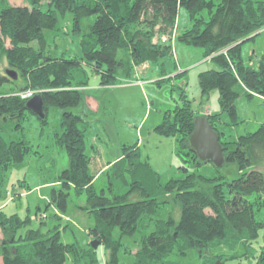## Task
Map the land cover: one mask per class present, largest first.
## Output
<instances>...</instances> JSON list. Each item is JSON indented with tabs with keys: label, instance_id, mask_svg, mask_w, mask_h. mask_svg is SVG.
Wrapping results in <instances>:
<instances>
[{
	"label": "trees",
	"instance_id": "obj_1",
	"mask_svg": "<svg viewBox=\"0 0 264 264\" xmlns=\"http://www.w3.org/2000/svg\"><path fill=\"white\" fill-rule=\"evenodd\" d=\"M21 1L24 6L0 0V190L3 174L10 166H20L29 151L26 141L7 142L2 135L4 123L20 129L25 113H33L25 106L27 100L12 93L34 90L43 102L44 118L33 113L41 124L45 123L47 107L64 109L62 132L55 142L63 149L67 165L55 181L58 188L53 186L46 197H41L45 208L53 207L61 217L53 214L51 218L63 220L70 192L84 196V205L78 208L93 215L90 235L99 244L96 249L64 244L57 226L46 232L37 228L17 234L29 219L0 213V228L12 235L7 243H0V264H64L68 254L74 264H83L82 258L86 264H98L99 246L105 251V264H118L121 238L133 237L152 221L154 230L140 237L133 264H174L169 260L172 255L194 252L202 258L220 248L243 252L228 258L213 255L212 263L252 257L255 264H264V245H253L259 230L264 229V123L235 140H222L224 134L217 128L220 118L210 113L205 117L219 135L225 155L222 167L230 163L231 170L212 178L192 172L161 184L159 174L141 159L137 144L123 146L119 158L106 165L96 148L86 150L88 118L81 106L87 84L70 81L74 69L89 65L97 73L101 88L113 87L132 76L135 84L142 86L133 70L173 55L172 36L183 8L190 27L175 34L174 39L203 50L205 61L213 66L198 75L201 96L208 99L216 91L221 113L235 118L234 102L239 97L258 96L264 103V53L255 63L254 51L248 54L249 62L242 54V46L264 30V0ZM45 1L47 9L43 10ZM67 13L71 32L79 37L80 55L53 57L47 53L46 34L56 28V15ZM89 17L93 21L83 30L81 23ZM162 37H168V42ZM9 71L15 72V79L7 74ZM18 78L22 85L16 84ZM174 89L181 103L154 131L176 137L182 157H190L196 166L207 164L197 160L187 141L193 119L200 114L191 108L184 91ZM102 176H107V190L97 191L95 182ZM164 209L168 211L166 219H158ZM37 211L39 222L47 219L45 212Z\"/></svg>",
	"mask_w": 264,
	"mask_h": 264
},
{
	"label": "rangeland",
	"instance_id": "obj_2",
	"mask_svg": "<svg viewBox=\"0 0 264 264\" xmlns=\"http://www.w3.org/2000/svg\"><path fill=\"white\" fill-rule=\"evenodd\" d=\"M11 2L15 5H25V2L21 0H11ZM46 3L45 1L41 5L43 10L47 9ZM56 16V28L46 34L47 53L64 59L79 56V37L71 32V16L68 13ZM177 16V29L174 36L190 27L185 9L181 8ZM92 21V17L84 19L81 23L82 29L86 30V25ZM174 36L171 41L172 56L157 63L146 62L133 70V74H137V79L142 81V86L135 84V78L132 76L130 79L120 80V84L113 87L101 88L98 86L97 73L89 65L84 66L83 69H74L73 79L70 80L74 85L81 81L87 84L82 92L83 105L81 106L88 118L84 133L86 150L96 145L104 151V158L111 161L112 157L120 155V149L123 146L137 144L141 159L147 160L155 169L161 184H165L171 178L183 179L192 172L207 178L225 175L233 167L230 163L221 168H215L208 163L196 166L190 157H182L176 137L164 136L154 131L165 115L171 114L176 105L181 103L180 94L174 87L184 91V96L190 101L191 108L200 115L208 116L210 113L218 115L221 122L217 124V128L224 134L222 140H235L239 136L256 131L264 123V103L258 96L252 98L243 96L236 99L235 118L221 113L216 91H212L208 99H203L198 85V75L212 68L213 65L205 61L200 47L183 44L174 39ZM162 40L168 42L169 38L162 37ZM251 51H254L252 62L255 63L256 58L264 53V30L255 39L242 46L245 62H249L248 54ZM15 82L17 85L23 84L21 78ZM4 87L8 86L4 85ZM19 92L22 91H15L12 94L17 95ZM69 110L75 111L74 108ZM63 111L64 109L59 107H47L44 124H41L36 115L26 112L20 129L14 128L10 123H4L2 135L5 141L24 140L27 142L29 151L20 166H10L3 174L0 213L17 214L25 221L29 219L25 228L19 230L17 234L22 235L29 229L37 228L46 232L57 226L61 242L76 244L81 249H87L93 240L90 230L94 227L95 219L93 215L78 208L84 205V196H76L73 191L70 192L66 211L62 215L63 220L52 219L53 214L61 217L60 212L55 213L53 207L46 209V201L41 198L46 197L53 186L56 187L55 181L58 180L60 171L67 165L63 149L55 142L56 135L62 132ZM107 181V176H102L96 181L97 191L107 190ZM4 194L5 198L2 199ZM14 194L16 196H13ZM37 208L40 209V213L47 214L46 220H43L44 214L41 215L43 218L41 222L35 218ZM167 212V209H164L158 219L165 220ZM174 213L177 216V210ZM152 230H154L153 221L141 227L133 237L123 236L117 254L118 264H133V253L137 249L140 237ZM11 238V232H5L0 228V243L2 241L7 243ZM253 245L255 248L264 245V229L259 230L258 238ZM104 252L103 247L99 246L98 264H105ZM242 252V249L232 252L220 248L212 249L202 258L194 252H188L186 256L172 255L169 260L174 264H211L213 255L221 254L225 256L224 258H228L233 253L241 254ZM254 262L256 261L252 257L247 259L236 257L229 259L225 264H255ZM81 263L86 264L87 260L82 258ZM64 264H74L71 255L66 256ZM212 264H217V261Z\"/></svg>",
	"mask_w": 264,
	"mask_h": 264
},
{
	"label": "water",
	"instance_id": "obj_3",
	"mask_svg": "<svg viewBox=\"0 0 264 264\" xmlns=\"http://www.w3.org/2000/svg\"><path fill=\"white\" fill-rule=\"evenodd\" d=\"M7 74L14 79L16 78V74L13 71H9ZM25 106L38 117L44 118L43 102L40 94L33 95L26 101ZM187 141L191 152H193L199 162L211 164L215 168H221L225 164V155L223 147L219 143V135L204 115L194 117L193 129ZM98 244L99 241L97 239H93L90 242L93 249H96Z\"/></svg>",
	"mask_w": 264,
	"mask_h": 264
},
{
	"label": "crops",
	"instance_id": "obj_4",
	"mask_svg": "<svg viewBox=\"0 0 264 264\" xmlns=\"http://www.w3.org/2000/svg\"><path fill=\"white\" fill-rule=\"evenodd\" d=\"M91 148H96V149L99 151V153L102 155V156H101V162H103V163L106 165L107 163H105V162H107V159L104 158V153H103L104 151H101L99 148H97L96 145H92ZM119 156H120V155H117V156L115 155V158L112 157L111 161H110V162L108 161V162L111 163V162L115 161L116 159L119 158ZM105 168H106V167H105ZM105 168H103V170H104ZM103 170H101L99 173H102ZM99 175H100V174H99Z\"/></svg>",
	"mask_w": 264,
	"mask_h": 264
},
{
	"label": "built area",
	"instance_id": "obj_5",
	"mask_svg": "<svg viewBox=\"0 0 264 264\" xmlns=\"http://www.w3.org/2000/svg\"><path fill=\"white\" fill-rule=\"evenodd\" d=\"M35 92L31 91V90H26V91H22L19 92L17 95L22 98V99H28L30 98Z\"/></svg>",
	"mask_w": 264,
	"mask_h": 264
},
{
	"label": "clouds",
	"instance_id": "obj_6",
	"mask_svg": "<svg viewBox=\"0 0 264 264\" xmlns=\"http://www.w3.org/2000/svg\"><path fill=\"white\" fill-rule=\"evenodd\" d=\"M206 60V59H205ZM36 94H40V93H36ZM202 115H204V114H202ZM205 116V115H204Z\"/></svg>",
	"mask_w": 264,
	"mask_h": 264
}]
</instances>
